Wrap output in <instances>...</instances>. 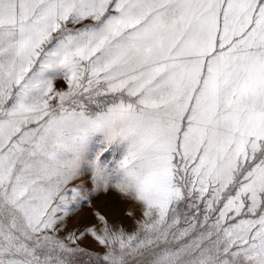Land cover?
Here are the masks:
<instances>
[{"label":"snow or ice","instance_id":"1","mask_svg":"<svg viewBox=\"0 0 264 264\" xmlns=\"http://www.w3.org/2000/svg\"><path fill=\"white\" fill-rule=\"evenodd\" d=\"M0 264H264V0H0Z\"/></svg>","mask_w":264,"mask_h":264},{"label":"rangeland","instance_id":"2","mask_svg":"<svg viewBox=\"0 0 264 264\" xmlns=\"http://www.w3.org/2000/svg\"><path fill=\"white\" fill-rule=\"evenodd\" d=\"M57 87H64L62 82ZM111 159V157H109ZM85 186H90L88 178H84ZM80 183V181H77ZM104 215L111 225L122 227L131 233L137 228V220L141 218L140 208L133 202L125 199L115 189L110 192H100L93 196L90 204H84L70 214L65 220V228L61 235L68 232L84 231L86 228L98 225L99 221L95 213ZM131 212L132 215H128ZM81 247L94 252H103L100 246L91 236H86L79 241Z\"/></svg>","mask_w":264,"mask_h":264}]
</instances>
